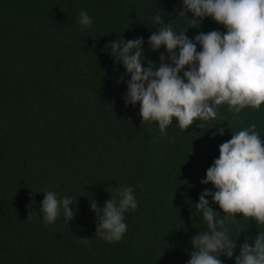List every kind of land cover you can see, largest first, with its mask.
<instances>
[{
  "label": "trees",
  "instance_id": "1",
  "mask_svg": "<svg viewBox=\"0 0 264 264\" xmlns=\"http://www.w3.org/2000/svg\"><path fill=\"white\" fill-rule=\"evenodd\" d=\"M182 9L183 0H0V264L190 260L191 239L206 229L195 205L202 191H216L201 180L233 134L255 124L264 142V104L235 118L225 103L215 120H195L187 130L173 118L164 136L158 122L142 121L139 104L125 106L130 77L106 44L143 37L146 60L158 66L168 53L148 45L156 12L174 30L188 28L189 39L226 33L211 17L193 24L191 13L178 16ZM81 10L92 18L90 27L78 23ZM124 185L134 187L138 207L125 213L121 240L105 242L96 235L89 199L102 208ZM46 191L72 199V221L62 211L54 223L42 221ZM235 220L227 227L241 232L237 248L232 259L220 257L222 264H235L239 245L247 239L254 246L264 231L241 214ZM84 237L87 244L78 240Z\"/></svg>",
  "mask_w": 264,
  "mask_h": 264
},
{
  "label": "clouds",
  "instance_id": "2",
  "mask_svg": "<svg viewBox=\"0 0 264 264\" xmlns=\"http://www.w3.org/2000/svg\"><path fill=\"white\" fill-rule=\"evenodd\" d=\"M188 13L193 24L211 17L227 31L201 32L189 39L188 28L174 30L172 22L165 24L156 12L153 22L158 27L148 45L153 52L164 46L168 53L167 57L160 55L158 66L146 60L143 37L127 41L121 37L105 45L130 77L122 97L125 106L139 104L142 121L158 122L161 136L173 118L180 129L187 130L195 120H215L218 106L225 103L235 118L246 107L259 109L264 104V0H183L178 16L188 18ZM78 23L82 29L92 25L86 10L80 11ZM197 45L202 51L197 52ZM122 82L124 76L118 80ZM224 131L220 127L217 134L223 136ZM219 153L206 179L201 180L216 191L205 189L195 205L206 229L191 239L187 264H222L221 256L233 258L241 232L229 231L227 224L237 222L236 214L264 225V142L256 125L233 134L230 141L222 143ZM109 195L102 208L91 197L89 205L97 219L96 235L110 243L121 240L127 231L125 213L137 209L138 204L132 186L115 188ZM208 197L219 205L223 216L210 207ZM72 205L70 197L46 191L42 221L54 223L61 211L67 221H72L77 214ZM78 240L82 244L90 241L87 237ZM235 264H264V231H259L254 246L247 239L239 245Z\"/></svg>",
  "mask_w": 264,
  "mask_h": 264
}]
</instances>
